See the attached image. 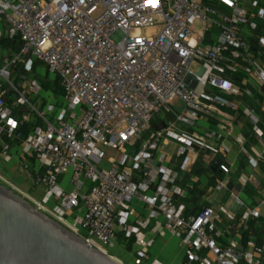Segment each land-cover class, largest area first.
Segmentation results:
<instances>
[{"label":"built area","instance_id":"2783aa9c","mask_svg":"<svg viewBox=\"0 0 264 264\" xmlns=\"http://www.w3.org/2000/svg\"><path fill=\"white\" fill-rule=\"evenodd\" d=\"M263 27L264 0H0L2 161L15 156L24 170L33 163L41 195L26 199L91 247L107 252L118 232L130 238L161 217L184 264H264L258 209L236 218L243 244L222 245V209L187 212L189 188L179 183L202 154L218 170L215 189L226 187L228 148L218 130L200 126L215 120L223 130L225 109L251 124L260 146L251 170L264 162ZM38 64L41 76L58 80L59 96L43 94ZM243 95L259 97V111L243 106ZM248 180L236 177L241 189ZM230 193L241 204L239 191ZM134 198L147 213L131 223ZM74 210L78 227L66 222ZM252 220L261 221L260 235ZM146 246L137 264H161L149 261Z\"/></svg>","mask_w":264,"mask_h":264},{"label":"crops","instance_id":"0c3cea01","mask_svg":"<svg viewBox=\"0 0 264 264\" xmlns=\"http://www.w3.org/2000/svg\"><path fill=\"white\" fill-rule=\"evenodd\" d=\"M262 62L264 63V57ZM43 94L49 95L47 91ZM237 99L241 101L243 106L259 111V99L244 95L239 96ZM225 110H227L225 115L226 125L223 130L221 127L219 128V121L215 120L200 122V126L218 130L222 134V142L228 148L226 162L230 172L224 176V179L228 181L226 187L215 189L216 182L214 178L219 174L218 170L208 167L202 154H197L192 158L188 169L179 178V183L189 188L188 197L183 199L187 212H198L206 205H212L218 210L222 209L219 219L216 220V227L221 232L217 239L220 244H243L241 235L235 229L237 216L243 210L252 208L258 209L264 216V162L260 161L258 168L254 171L251 170L249 159L256 155L255 151L260 149L252 135L251 124L240 111ZM217 115L220 116L219 113ZM35 172L36 167L33 166V163L29 169L24 170L18 165L15 156L12 161L4 163L0 154V174L15 189L21 192V195L33 199H37L41 195V189L35 187L32 183ZM238 174L249 176L244 189H241L236 183ZM232 187L239 191L241 204L234 202L230 210H225L221 205L215 204L214 195L224 189L232 197L230 193ZM232 198L234 199V197ZM130 205L134 211V215L130 219L131 223L135 219L144 217L147 213L145 206L136 198L131 200ZM78 216V210L67 213V224L71 227H78ZM252 223L256 234L260 235L262 230L261 221L255 222L252 220ZM148 242H150V245L147 247L146 243ZM144 246L148 249L149 261L156 260L161 264H184L186 261L185 250L180 246L179 239L163 228L161 217L152 219L148 227L141 229L130 238L125 237L123 232H118L116 243L111 248L117 247L123 251H128L135 260L133 264H137L136 252ZM109 255L122 264H131L127 263L125 258L121 256L111 253ZM141 264H145V262Z\"/></svg>","mask_w":264,"mask_h":264},{"label":"water","instance_id":"95a60500","mask_svg":"<svg viewBox=\"0 0 264 264\" xmlns=\"http://www.w3.org/2000/svg\"><path fill=\"white\" fill-rule=\"evenodd\" d=\"M0 264L122 263L0 183Z\"/></svg>","mask_w":264,"mask_h":264},{"label":"rangeland","instance_id":"374dc122","mask_svg":"<svg viewBox=\"0 0 264 264\" xmlns=\"http://www.w3.org/2000/svg\"><path fill=\"white\" fill-rule=\"evenodd\" d=\"M34 72H35V74L37 73V76H38L40 82H42L45 85H48L49 88L51 89V91L54 92V93H56V88H57L58 84L56 82L48 79L46 76H41L45 72V67L43 65L38 64L35 67ZM49 93H50V91H49ZM54 97H57V96L54 95ZM171 104H172L174 110H176V111H180L182 109V107H183V104H182V102H181V100L179 98L173 99L172 102H171ZM106 156L107 157H115L116 156V152L113 151V150H108L106 152ZM108 166L109 165L105 161L102 162L101 165H100L101 168H108ZM0 183L3 184V185H5V183H3L1 180H0ZM13 190L16 193H18L19 195H21V192H19L17 189H13ZM21 196L24 197V198H27V197H25L23 195H21ZM214 196H215L214 197V200L216 202L215 204L221 205V207H223L225 210H230L232 208L234 202H235L234 199L229 195V192L225 191L224 189L216 192V194ZM107 253L108 254L111 253V254H114V255L121 256V257L125 258V260H126L127 263L133 264L134 261H135L133 259L131 253H129L128 251H123V250H121V249H119L117 247L109 248L107 250ZM194 264H196V263H194Z\"/></svg>","mask_w":264,"mask_h":264},{"label":"trees","instance_id":"16d2710c","mask_svg":"<svg viewBox=\"0 0 264 264\" xmlns=\"http://www.w3.org/2000/svg\"><path fill=\"white\" fill-rule=\"evenodd\" d=\"M263 28H264V27H263ZM3 44L8 45V43H4V42H3ZM241 76H242L241 74H237V75H235L233 78H234V79H239ZM47 78L50 79V77H47ZM50 80H52V81H54V82H56V83L58 84V80H57V79H50ZM40 83H41V85H42L43 90L47 91L48 93H49V91H50L51 94H54V95H56V96H59V94L61 93V89H60V87H59V84H58V86H57V88H56V93H54V92L51 91V89L49 88L48 85H45V84H43L42 82H40ZM50 93H49V94H50ZM255 96L257 97L258 95H255ZM257 98H259V97H257ZM263 167H264V166H263Z\"/></svg>","mask_w":264,"mask_h":264}]
</instances>
